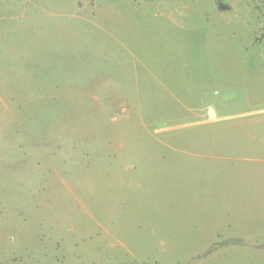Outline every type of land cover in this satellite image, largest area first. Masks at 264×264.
<instances>
[{"label":"rangeland","instance_id":"obj_1","mask_svg":"<svg viewBox=\"0 0 264 264\" xmlns=\"http://www.w3.org/2000/svg\"><path fill=\"white\" fill-rule=\"evenodd\" d=\"M263 144L264 0H0V264H264Z\"/></svg>","mask_w":264,"mask_h":264},{"label":"crops","instance_id":"obj_2","mask_svg":"<svg viewBox=\"0 0 264 264\" xmlns=\"http://www.w3.org/2000/svg\"><path fill=\"white\" fill-rule=\"evenodd\" d=\"M156 5L157 6L163 5L166 7L170 6L172 8L174 5L175 7H177V3L176 2L173 3L172 1H169V3L165 2L164 4H161L160 2H156ZM214 7L216 8L217 14L220 15V11H223L222 9L219 8L220 5L215 4ZM171 11H172V9H171ZM171 11H170V14H161V18H165L166 21H164V23H158L155 26V34H156L155 35V41H156L155 42V45H156L155 61H156V64L153 66V70H151L152 68H148L145 64L149 59L148 55L151 53H148L144 50L143 51L137 50L138 53H134V52H130L131 50L135 51L134 49H125V50H128L129 53H131V55H133V57L137 61L142 63L141 67L142 68L144 67V69H143L144 75H146V72H147L146 69H149L150 75L154 78V83L151 85H156V86H161V87L167 86L168 84H164L162 81V77H161L162 72L166 71V73L169 74V78L174 79L173 75H171V74H173V72L175 71V66L178 67V65H171V64L169 66L165 67L162 64L165 61L163 59V56H161V54H162L161 51L165 50L167 53H169V52L172 53L174 47L179 45V41L174 39V36H176L175 35L176 29L181 25H179V23L174 22V20L172 19L173 15L171 14L172 13ZM174 11L176 12V8ZM127 27H129L131 29H135V27L133 25H129V26L127 25ZM183 28H184V26H183ZM146 53L148 55H146ZM171 56H172V54H171ZM173 56H175V55H173ZM173 56H172V59H173ZM168 62H171V58H169V57H168ZM138 69H140V68L138 67ZM151 73H153V74H151ZM181 105L183 108L186 109L187 112L192 113L191 116L202 117L201 123H212V122H216V121L226 117V116H224V117L223 116H217L215 109L211 105H206V107L201 109V110L199 108H193V106H189V105H186L184 103H181ZM194 111H196V113ZM170 123H172V122H170ZM190 123H197V122L192 121ZM181 124H183V123H177V124H173V125H181Z\"/></svg>","mask_w":264,"mask_h":264}]
</instances>
